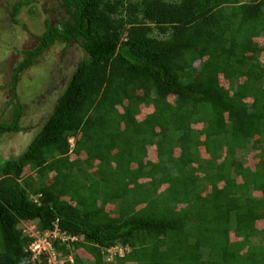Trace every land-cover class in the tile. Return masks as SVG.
Here are the masks:
<instances>
[{
	"label": "trees",
	"instance_id": "trees-1",
	"mask_svg": "<svg viewBox=\"0 0 264 264\" xmlns=\"http://www.w3.org/2000/svg\"><path fill=\"white\" fill-rule=\"evenodd\" d=\"M62 9L17 72L59 42L81 58L27 148L0 160V264H50L39 237L63 264H264V0Z\"/></svg>",
	"mask_w": 264,
	"mask_h": 264
},
{
	"label": "rangeland",
	"instance_id": "rangeland-1",
	"mask_svg": "<svg viewBox=\"0 0 264 264\" xmlns=\"http://www.w3.org/2000/svg\"><path fill=\"white\" fill-rule=\"evenodd\" d=\"M29 1L23 5L16 20L12 17L13 6L16 2ZM61 8V9H60ZM67 17L65 9H62V0H0V118L1 122H12V115L16 105L20 104L28 108L31 107V114L22 117L19 131H7L0 134V160H7L18 157L30 144L35 135L43 126L45 118L48 117L57 95H53L51 105L46 100V95L59 90L61 82L68 79L74 73L77 63L81 58L80 46L76 43L59 42L45 51L41 52L31 66L23 71L17 72L18 66L27 57L26 50H34L40 43L48 27L54 24L56 19ZM260 46L264 45V37L258 41ZM264 62V52L259 56ZM19 77L13 85L14 76ZM52 80V81H51ZM61 81V82H60ZM224 86L228 83L222 80ZM50 92L46 94L48 86ZM152 112L149 106L142 107L139 120ZM5 113L4 116H1ZM15 127V126H14ZM199 127V126H195ZM10 129V128H9ZM74 137H70L71 145L74 146ZM250 151L247 153L249 154ZM149 157L156 160L154 148L150 149ZM202 157L207 158V154L202 151ZM165 187V186H164ZM264 227V222L260 223ZM27 232L35 231V224L24 227ZM38 236V235H37ZM34 257L37 258L43 251L49 253L50 264H63V261L56 259V253L51 248L46 238L39 237L31 245ZM125 249H119L120 254H124ZM85 262L88 261V254L79 249L76 251ZM207 251H204L206 257ZM113 255V254H112ZM71 260L73 258L71 257Z\"/></svg>",
	"mask_w": 264,
	"mask_h": 264
},
{
	"label": "clouds",
	"instance_id": "clouds-1",
	"mask_svg": "<svg viewBox=\"0 0 264 264\" xmlns=\"http://www.w3.org/2000/svg\"><path fill=\"white\" fill-rule=\"evenodd\" d=\"M31 248H32V246H31Z\"/></svg>",
	"mask_w": 264,
	"mask_h": 264
}]
</instances>
